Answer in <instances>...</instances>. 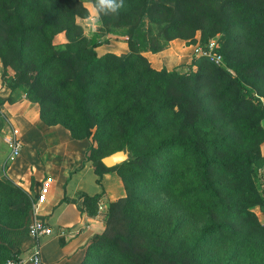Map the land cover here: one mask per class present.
Returning <instances> with one entry per match:
<instances>
[{"label":"trees","instance_id":"1","mask_svg":"<svg viewBox=\"0 0 264 264\" xmlns=\"http://www.w3.org/2000/svg\"><path fill=\"white\" fill-rule=\"evenodd\" d=\"M135 8L140 9L138 21L144 14L169 17L164 26L168 33L221 34L216 51L223 65L198 57L190 74L151 68L145 56L131 50L132 33L126 56L98 55L102 42L95 37L88 41L75 22L76 16L87 14L80 0H0L2 81L6 84L7 71H12L10 92L21 90L36 103L44 124L61 125L72 138H90L99 145L115 112L128 102L120 145L107 154L93 146L86 152L96 182L101 184L105 172L116 171L126 195L109 203L104 230L88 246L82 264H219L204 258L216 241L233 245L226 264H234L251 242L258 239L264 245V227L251 210L257 204L264 211V198L259 204L252 201L257 195L255 169L264 170V0H125L119 16L102 20L121 25ZM55 39L63 40L62 48H56L60 43ZM253 39L255 50L245 54L243 47ZM143 46L152 52L164 49ZM140 62L144 68L137 67ZM147 78L154 90L144 94ZM103 98L112 106L95 120L91 103ZM66 100L71 107L64 105ZM149 131L157 140L144 146ZM122 149L130 153L128 160L104 166L102 157ZM127 173L141 185L132 188ZM8 182L0 180V189L26 196L21 186L12 188ZM161 194L192 202L183 209L208 221L195 235L186 234L184 217L170 224L161 219L160 210L148 208L152 196ZM83 197L95 201L98 195ZM63 201L74 199L65 196ZM13 244L0 240V264L21 258ZM256 244L253 249L264 256Z\"/></svg>","mask_w":264,"mask_h":264},{"label":"crops","instance_id":"2","mask_svg":"<svg viewBox=\"0 0 264 264\" xmlns=\"http://www.w3.org/2000/svg\"><path fill=\"white\" fill-rule=\"evenodd\" d=\"M99 47L103 48L101 53H115L110 41ZM190 51L185 40L174 39L160 51L146 49L141 53L155 69L170 70L171 65L188 61ZM0 99V108L7 117L6 126L18 130L23 144L20 155L8 160L6 174L33 198L38 196L43 184L48 186L46 200L36 211L52 230V235L41 241V260L44 264H82L88 246L104 230L109 203L125 196L122 179L116 171H109L98 184L92 162L86 159L88 141L72 138L61 125L44 124L39 118L38 105L27 100L20 90L6 92L0 84ZM7 131H2L4 136ZM4 136L0 148L7 158L9 148ZM263 145L260 148L264 156ZM84 194L98 197L95 201H84ZM65 196L74 201L64 202ZM260 214L264 216V212ZM32 241L28 239L22 248L23 264H31L28 256Z\"/></svg>","mask_w":264,"mask_h":264},{"label":"rangeland","instance_id":"3","mask_svg":"<svg viewBox=\"0 0 264 264\" xmlns=\"http://www.w3.org/2000/svg\"><path fill=\"white\" fill-rule=\"evenodd\" d=\"M81 3V0H80ZM139 8V7H138ZM135 8V9H138ZM134 9V10H135ZM138 11L140 9L133 12L134 14L130 17V19H124L123 24L115 25V24H106L103 20L100 24L97 25L96 30L93 32L91 29H88V41L95 37L97 40L101 41L104 45L106 43H112L114 46V51L116 55H123L126 56L131 50H133L135 53H140L142 55V51L148 49V46L143 45H150L151 46H157L166 48L167 45L171 40L174 39H183L186 41L188 45H190V53L188 57V61L184 63H180L177 65H171L172 69H176L181 74H190L193 72V70L197 69V63L195 61L198 57H196L193 53V46L197 45V43H200V41H215L216 45L220 44L221 40V34H215L210 35L209 31L197 30L190 35V33L185 31L180 32H166L164 30V26L167 25L168 18L157 16L154 19H150L146 14L142 16V18L138 21ZM126 12H128L126 10ZM88 13L86 14V16ZM85 16V17H86ZM111 16H119V14L111 15ZM85 17H79L76 16L75 22L79 25H82L84 23ZM138 21V22H137ZM133 26H137L135 29H132ZM82 28V27H81ZM82 32L84 34V29L82 28ZM189 35L188 38H181V36ZM132 33V38H134V47L130 50L128 45V39L129 35ZM180 36V37H177ZM62 42L61 39H55V43H60L56 45V48H62ZM255 39L253 41L249 42V44L245 47H243L245 54H252L255 50ZM101 48V49H100ZM103 51L102 47H97L96 52L98 55H102L104 53H101ZM143 56V55H142ZM147 59V58H146ZM148 61V60H147ZM148 65L151 68H154L148 61ZM138 68H144V65L142 62H140L137 66ZM155 69V68H154ZM161 69V68H160ZM157 69V70H160ZM4 68L0 64V84L2 87L8 92L9 90V82H12V80L15 78L12 71H7V83H3L2 81V74H4ZM6 72V71H5ZM3 83V84H2ZM144 87V94L145 91L148 90V92H152L154 90L153 81L150 79H146V82L143 84ZM10 91V90H9ZM21 91V90H20ZM22 92V91H21ZM23 93V92H22ZM24 94V93H23ZM25 96V94H24ZM103 102L101 103H91V115L96 120L98 116H100L107 108L111 107V103H106V98L102 99ZM112 102L111 100H109ZM71 101H67L64 104L66 107H71ZM1 104V99H0ZM125 105V104H124ZM126 107H122L121 112H115L114 116L111 118L110 121V128L106 134V136L103 138L101 145L97 143V141L86 139L89 143L88 151L91 146L95 148H100V153L107 154L110 150L118 147L121 143V135L123 132V129L125 125L128 122L129 115L125 111L128 102L125 105ZM6 117V114L1 110L0 108V143L3 139L4 132H2L4 129L8 130V126H6V120L2 117ZM7 118V117H6ZM68 122H71L70 119H67ZM261 124L264 126V122H261ZM93 131L96 130V127L92 129ZM155 133L153 131H149L145 134V140L143 142L144 146H151L154 144V142L157 140V137L154 135ZM264 143V142H263ZM264 148V145H263ZM5 152L3 148H0V180H3L8 185L10 180L12 188H16L15 185L20 184L16 182L14 179L10 178L6 174V169L8 166V159L5 158L3 155ZM135 174H137L134 170V167H132ZM127 183L131 185V187H136L141 185V180H137L134 178V175L132 173L126 174ZM254 182L255 187L257 191V195L252 198V201H256L258 203L259 199L261 201L262 198H264V170H260L258 167H256L254 172ZM138 188V187H137ZM175 191L181 190L176 185ZM125 189V188H124ZM17 191V189H16ZM174 191V192H175ZM27 192V191H26ZM172 193V190H171ZM30 194L27 192L26 196L22 195L21 193L15 192V194H11L9 191H5L3 189H0V240L8 239L14 242L13 246L17 250H19V254L22 257L23 256V246L25 242L30 239L27 235V225L29 224L31 218L34 216L33 213V205L35 204L36 199L31 197L32 199L28 198V195ZM126 195V192H125ZM153 200L150 202L148 208H153L160 210L161 214L159 215L161 219L170 222L172 224L177 217L182 216L186 219L187 223H185V230L184 232L190 236L195 235V230L197 228H201L208 220L206 217H201L196 214H191L187 209H183V204L186 206L192 205V202L185 201L183 202H176L172 198V194H161V195H154L152 196ZM259 204V203H258ZM251 210L256 214L260 224L263 220V215L259 213L260 210H258V205L254 204L251 206ZM143 212H148V209H143ZM257 242L256 246L260 250L264 252V245L263 243L256 239L255 241L251 242L249 245H247L243 249L242 256L239 258L238 261H236L234 264H264V256L261 255V252L255 251L253 249L254 243ZM233 249V245L226 243V242H219L216 241L214 246L205 252L204 258H214L216 263L219 264H226V260L228 256L230 255V252Z\"/></svg>","mask_w":264,"mask_h":264},{"label":"built area","instance_id":"4","mask_svg":"<svg viewBox=\"0 0 264 264\" xmlns=\"http://www.w3.org/2000/svg\"><path fill=\"white\" fill-rule=\"evenodd\" d=\"M217 45L215 41H209L206 44L197 43V45L193 46V53L196 57H203L213 62L216 65H223V59L220 53L216 51ZM2 115V114H1ZM3 117V115H2ZM5 120L6 117H3ZM4 140L7 143L9 148L7 159L12 161L16 159L22 150V139L17 129L10 126L8 131L4 136ZM48 193L47 184H43L40 188V192L37 197H35L36 201L33 205V213L34 216L31 218L29 224L27 225V235L30 239H32V244L30 246V253L28 256V260L31 264H44L41 260V241L43 238H46L52 235V230L47 223V221L41 217H39L36 213L37 207L39 204H42L46 200V195ZM260 212H264L260 210ZM264 227V218L261 222ZM4 264H23V259L18 258H8Z\"/></svg>","mask_w":264,"mask_h":264},{"label":"clouds","instance_id":"5","mask_svg":"<svg viewBox=\"0 0 264 264\" xmlns=\"http://www.w3.org/2000/svg\"><path fill=\"white\" fill-rule=\"evenodd\" d=\"M81 6L88 15L80 26L84 29V35L88 36V29L94 32L103 16L119 14L125 7V0H81Z\"/></svg>","mask_w":264,"mask_h":264},{"label":"water","instance_id":"6","mask_svg":"<svg viewBox=\"0 0 264 264\" xmlns=\"http://www.w3.org/2000/svg\"><path fill=\"white\" fill-rule=\"evenodd\" d=\"M130 158V153L127 150H117L101 158L104 166L111 168Z\"/></svg>","mask_w":264,"mask_h":264}]
</instances>
